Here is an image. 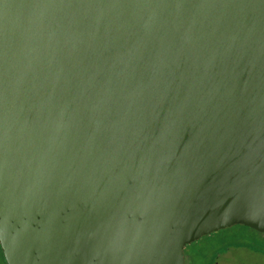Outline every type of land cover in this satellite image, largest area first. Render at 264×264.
<instances>
[{
    "label": "water",
    "instance_id": "95a60500",
    "mask_svg": "<svg viewBox=\"0 0 264 264\" xmlns=\"http://www.w3.org/2000/svg\"><path fill=\"white\" fill-rule=\"evenodd\" d=\"M264 232V0H0L8 264H185Z\"/></svg>",
    "mask_w": 264,
    "mask_h": 264
},
{
    "label": "flooded vegetation",
    "instance_id": "af4514ba",
    "mask_svg": "<svg viewBox=\"0 0 264 264\" xmlns=\"http://www.w3.org/2000/svg\"><path fill=\"white\" fill-rule=\"evenodd\" d=\"M247 230L259 234L260 242L250 239ZM241 253L247 254L242 257ZM184 257L185 264H245L249 259L251 264H264V232L241 225L225 228L186 245ZM0 264H8L1 244Z\"/></svg>",
    "mask_w": 264,
    "mask_h": 264
},
{
    "label": "rangeland",
    "instance_id": "374dc122",
    "mask_svg": "<svg viewBox=\"0 0 264 264\" xmlns=\"http://www.w3.org/2000/svg\"><path fill=\"white\" fill-rule=\"evenodd\" d=\"M243 230V229H242ZM244 232H245V230H244ZM247 233H248V235L249 236H251V238L250 239H255V240H258L257 242L259 243L260 241V236H259V234H255V233H253V232H249V230H247ZM246 254L247 253H241V256L242 257H245L246 256ZM195 262V261H194ZM245 264H251L252 262H251V260L249 259V260H245V262H244ZM221 264H234L233 262H230V263H228V262H226V263H221Z\"/></svg>",
    "mask_w": 264,
    "mask_h": 264
}]
</instances>
